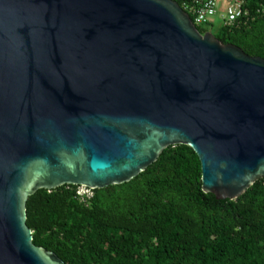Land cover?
<instances>
[{"label":"water","instance_id":"obj_1","mask_svg":"<svg viewBox=\"0 0 264 264\" xmlns=\"http://www.w3.org/2000/svg\"><path fill=\"white\" fill-rule=\"evenodd\" d=\"M176 145L217 200L264 178V59L173 0H0V264H66L33 242L38 190L120 185Z\"/></svg>","mask_w":264,"mask_h":264},{"label":"trees","instance_id":"obj_2","mask_svg":"<svg viewBox=\"0 0 264 264\" xmlns=\"http://www.w3.org/2000/svg\"><path fill=\"white\" fill-rule=\"evenodd\" d=\"M173 1L194 21L197 0ZM244 8L248 17L233 25L196 28L264 59V0ZM78 189H41L26 204L34 244L66 264H264V178L236 200H217L203 191L189 146L168 147L129 182L91 196Z\"/></svg>","mask_w":264,"mask_h":264},{"label":"built area","instance_id":"obj_3","mask_svg":"<svg viewBox=\"0 0 264 264\" xmlns=\"http://www.w3.org/2000/svg\"><path fill=\"white\" fill-rule=\"evenodd\" d=\"M227 4L226 15L223 17V23L233 25L237 21L244 20L248 17L249 12L244 8V0H225ZM189 12L194 17V23L202 25L206 24L217 16V0H197L190 7ZM80 188V187H79ZM80 196L81 194L78 191Z\"/></svg>","mask_w":264,"mask_h":264},{"label":"rangeland","instance_id":"obj_4","mask_svg":"<svg viewBox=\"0 0 264 264\" xmlns=\"http://www.w3.org/2000/svg\"><path fill=\"white\" fill-rule=\"evenodd\" d=\"M226 10H227V4L225 0H217V16H215L212 21L215 23V26L218 27L223 23V17L226 15ZM214 32V31H213ZM78 191L81 194H85L87 196H91V190L80 187Z\"/></svg>","mask_w":264,"mask_h":264}]
</instances>
